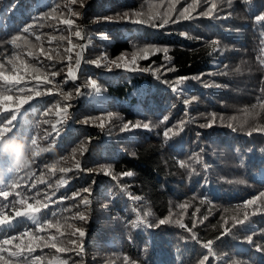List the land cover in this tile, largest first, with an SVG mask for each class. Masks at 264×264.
<instances>
[{
	"label": "trees",
	"instance_id": "trees-1",
	"mask_svg": "<svg viewBox=\"0 0 264 264\" xmlns=\"http://www.w3.org/2000/svg\"><path fill=\"white\" fill-rule=\"evenodd\" d=\"M67 2L0 0V41L23 34L36 45L32 50L41 61L27 55L28 49L5 44L0 51L5 74L13 67L6 59L13 51L41 71L58 72L50 85L37 86L29 74L20 85L6 86L10 90L5 95L14 99L8 101V111L0 110V121L6 123L13 113L17 119L13 133L3 139L12 135L17 139L0 143V187L10 193L7 199L0 196V211L14 216V210L21 207L14 201L26 197L33 203L35 197L43 203L45 194L55 192V202L38 215L54 224L59 221L64 233L60 236L54 228L37 233L27 217H15L11 227H0V240L19 237L26 229L29 235L44 236L45 243L50 235H56L63 241L59 246L67 251L57 253L36 241L38 246L31 255L42 257L43 264L53 258V264H125V257L127 264H200L208 255L203 245L209 240L215 255H209L204 264H264V197L255 206L245 207L246 201L264 192V133L247 134L251 127L264 125V24L255 21L264 14V0H201L192 19L163 28L132 23L123 16L127 13L137 19L134 13L145 17L163 13L169 0H85L83 8L73 5L81 13L76 24L83 29L84 39L72 36V41L86 45L75 80L67 75V40L59 43L62 56L56 59L62 62L54 68H49L53 62L40 55L41 47L57 48L56 40L49 43L50 36L69 35L63 24L46 15L59 5L56 15L61 18V13H67ZM213 2L217 7L212 16L200 15ZM188 3L191 0H179L173 19ZM29 25H34L31 35L23 33ZM36 35L41 36L40 41ZM150 45L167 47L170 60L163 52L150 53L135 61L136 69L167 65L175 71L125 68V63L131 67L134 53ZM105 54L108 60L96 66L93 61ZM121 56L124 61L119 60ZM177 77H188L183 94L174 93L165 83ZM89 80L96 82L98 91L90 87ZM19 87L25 91H18ZM46 88H53V93L36 95ZM77 89L84 94L76 95ZM61 92L71 93V99L65 100ZM28 94L32 99L18 107L19 98ZM192 97L195 99L186 107L184 101ZM64 105H70L66 117L57 114V107ZM213 114L215 124L202 127ZM101 120L103 128L99 127ZM129 122L149 123L150 129L121 131ZM168 128L172 132L166 139ZM33 138L35 146L31 145ZM13 142L30 148L29 168L11 171L14 156L6 151V145ZM82 147L86 149L83 155ZM34 150L39 155L32 156ZM77 160L79 170L74 167ZM181 162L189 167H181ZM52 164L72 170L53 175L46 167ZM127 172L133 175H124ZM41 176L45 183L38 182ZM62 176L68 183L57 187ZM76 192L80 195L75 199L61 200ZM82 197L88 198L87 205ZM181 204L186 207L180 208ZM245 213L249 219L232 227ZM81 214L85 220L79 219ZM138 218L146 223L137 226ZM160 219L169 222L160 225ZM194 221L196 227L192 228ZM180 223L192 228L197 238ZM75 229H82L84 237L72 235ZM73 240L75 244L70 242ZM28 241L29 236H24L4 247L13 251ZM4 257L8 259L7 251ZM11 264L25 262L13 257Z\"/></svg>",
	"mask_w": 264,
	"mask_h": 264
},
{
	"label": "snow or ice",
	"instance_id": "snow-or-ice-1",
	"mask_svg": "<svg viewBox=\"0 0 264 264\" xmlns=\"http://www.w3.org/2000/svg\"><path fill=\"white\" fill-rule=\"evenodd\" d=\"M201 0H191V3H188L184 8L179 10L178 14L175 15V19H173V14L176 13V4L179 3V0H169L168 7L167 9L161 13L159 11L153 12L146 17L144 16L143 13H134L133 15L136 17H139L137 19H132L127 13L124 14L123 18L130 20L132 23L136 24H150L153 27H160L163 28L164 26L168 25L169 23H179L181 20H189L193 18L192 13L195 11V9L199 6ZM206 3L209 2V0H205ZM231 0H229V3ZM246 3H251V0H245ZM73 5H79L80 8L85 7V0H68V2L64 5V7L67 9V13H61L60 17L58 18L56 13L57 9L60 7L57 5L54 7L51 12L47 13V17L53 19V20H58V23L63 24L68 31L69 35L65 37L64 35H61L59 37L56 36H50L49 37V43H51L53 40H56L58 42V46L55 49L52 50H45L42 47L40 48V55L43 56L45 59L48 61H51L49 65V68H54L56 63L62 62V60L56 59V57H61L62 54L59 49V43L63 42L64 40H67L68 46L64 49V55L66 56V60L68 62V72L67 75L70 79L75 80L77 78V72L79 70L81 61L83 59V52L86 48V45L84 44H74L72 41V36H75L76 38L83 40L84 39V32L83 29L76 24V19H79L81 16V13L79 11L74 10ZM217 5L216 3H210V6L207 10L204 12L200 13V15L203 16H212L213 11L216 9ZM108 19V18H104ZM159 21V24L154 23V21ZM255 21L258 24H264V14H260L255 17ZM34 25H29L23 28V33H28L29 35L32 34V28ZM75 29V30H74ZM59 29H57L58 31ZM74 30V31H73ZM182 35H187L186 33H182ZM35 39L37 41H40L41 36L36 35ZM10 45L12 49H28L29 51L27 52V55L31 56L34 60L37 61V63H41L40 57L37 56L36 52L33 51L32 49L36 48V45H33L31 41L27 39L26 36L23 34H18V35H13L11 36L10 39L0 41V51L4 50V45ZM167 47L164 48H159L154 45L146 46L138 51V53H134L132 57V62H131V67L127 63H125V68L127 70H143V71H157L159 72L161 68L163 69L164 72L168 71H175L174 67H169L167 65H162L161 68L157 69H136L135 67V61L138 58H146L150 53H155V52H163L165 54V57L170 60V57H167ZM52 52H55V56L52 55ZM73 54H75V64L73 66L72 61H73ZM7 62L13 67L9 69L10 74H5L4 71V63L0 61V82H3L2 89H0V110L3 111H8V101L13 100L14 98L8 95H5L6 91H9L6 86L7 85H12V86H18L21 84V82L24 80L25 76L31 75L32 78L37 82V86L43 84V85H50L53 84L54 78L58 75L57 71H41L39 67H37L35 64H32L26 60H22L20 58V55L17 51H13L11 56L6 57ZM108 57L107 55H102L101 58L97 61H93V63L96 64V66H101L102 61H107ZM120 61H124L125 57L121 56L119 58ZM110 64L114 65L115 67L119 68L121 64L118 61H110ZM104 67H108V64H103ZM188 77H177L174 82L170 81H165V83L170 84L171 90L174 93L177 94H183L185 93V87H184V81H186ZM89 85L92 89L94 90H99V87L97 86L96 82L94 80H89ZM20 92H24L25 88L19 87L17 89ZM53 93V88H46L44 93H41L40 91H36V95L39 96L41 94H52ZM63 95L65 100L71 99V93H60ZM84 93L80 90L77 89L76 95H83ZM32 99L31 94L25 95L21 98H19V106H22L24 104H27L29 100ZM195 99V97H192L190 99H186L184 101L186 107L191 104V102ZM70 105H64L63 107L58 106L57 107V114L63 117H66L68 114V109ZM17 119V116L15 113L12 114L11 119L7 120V122L0 121V143H4L5 141H10V140H16L17 138L12 135L9 136L7 140H4L3 138L8 134V133H13V121ZM167 120V117H164V121ZM87 123V121H85ZM163 122V121H162ZM216 122V117L215 114L212 115V119L208 122L206 125H202V127H212ZM183 123V122H181ZM229 127L232 128L233 131H236L237 129L233 127L232 124L228 125ZM99 127L103 128L104 127V121L101 120ZM143 128L145 130L150 129V124L149 123H136V124H131V122L124 124L123 128L121 131H129L131 129L135 128ZM243 127V125H242ZM53 129L55 130V125H53ZM183 129L181 128V131ZM172 132L171 128H168L164 131V136L166 139L170 138L169 133ZM254 132H259V133H264V125H256L254 127H251L250 130L247 132L249 136H251ZM175 134V133H174ZM31 145L35 146L37 145V140L35 138L31 139ZM80 154L83 155L86 149L83 147L79 150ZM76 150H73V153L75 154ZM39 155L38 151H32V156H37ZM59 163V162H57ZM46 167L49 169L50 174H55L56 171H59L63 174H67L69 171H71V168L67 167H61L57 168L56 164L52 165H46ZM75 169L79 170L81 169V163L79 160L75 161L74 165ZM181 167H189V165L185 162H181ZM105 174H109L108 170H105ZM126 176H132V172H127L124 173ZM115 179V177H113ZM39 183H45L46 181L44 180L43 176L38 181ZM68 181L62 176L58 181H57V187L66 185ZM15 187H18V184L14 185ZM35 187V185H33ZM84 192H89L88 188L83 189ZM55 192H52L51 195L45 194L44 200L46 202H41V200L36 199L33 197V203H28L26 197H21L19 200L14 201V204H19L21 205L20 208H17L14 210V216H10L5 214L3 211H0V227L4 225H8L9 227L12 226V220L15 217H27L33 224L36 225V232L37 233H42L45 232L46 229H55L57 233L60 234V236H63L64 233L61 231V225L60 222L57 221L55 224L51 219H48L47 217H44L43 219L41 218L40 214L42 208H48L50 203H54L55 201L52 200V197L55 196ZM10 195L9 191L3 190L2 187H0V196L4 197L5 199L8 198ZM19 196L20 194L17 193ZM37 196L40 195L39 192L36 193ZM80 193L76 192L73 193L71 197H61V200L65 199H75L77 196H79ZM264 197V192H261L258 197H254L253 199H250L245 202V207L249 205H256L257 200L260 198ZM132 199L138 200L140 199L139 197H133ZM82 201L85 205L89 203L87 197H82ZM203 202V201H202ZM180 208H185V204L179 205ZM255 214V210L254 213ZM56 214L53 213V216ZM147 215H151L149 212ZM80 220H85L86 217L81 214L79 215ZM204 219H207V217H204ZM249 219L247 213H245L244 217L242 220H238L235 223H233L232 227L236 226V223H239L243 225L245 221ZM169 221L167 219H160L159 224L163 225L165 223H168ZM146 223L145 220L138 218L137 220V226L139 224ZM179 223V221H178ZM202 223V221H201ZM152 226V225H148ZM180 226L182 228H185L187 231L192 232V228L196 227V222L194 221L192 224V228H188L187 225L180 223ZM66 227H71L70 225H66ZM226 231L230 232L231 229H227ZM78 233L79 237H84L85 233L82 229H75L72 232V235H76ZM24 236H29V241L25 243L23 246L21 245H16L15 250L13 251H8L5 249L4 245H9L13 240L19 239ZM192 238L196 239V234L192 232ZM247 240L249 243L252 242V237L248 236ZM39 241L44 244V247H49L54 249L57 253H61L64 251H67V249L60 247L59 245L63 243L62 240L58 239L56 235H50L47 239V242L45 243V237L40 236V235H29V230H25L24 232L20 233L19 237L16 236H11L6 239L0 240V264H11V260L13 257L22 260L25 262V264H43L42 262V257L40 256H33L31 253L35 252L36 247L38 246L35 242ZM72 244H75L76 242L70 241ZM212 244L213 242L209 240L208 242L204 243L203 247L208 249V255L204 256L203 259L200 261V264H204L205 261L208 260L209 255H215V253L212 250ZM258 251L262 250L260 248H257ZM7 251L8 253V259H5L4 253ZM82 251V249H81ZM27 253V255H25ZM54 258L49 260V264H53ZM128 258L125 257V264H127ZM56 264H64L63 261H57ZM134 264V262H133Z\"/></svg>",
	"mask_w": 264,
	"mask_h": 264
},
{
	"label": "clouds",
	"instance_id": "clouds-1",
	"mask_svg": "<svg viewBox=\"0 0 264 264\" xmlns=\"http://www.w3.org/2000/svg\"><path fill=\"white\" fill-rule=\"evenodd\" d=\"M6 151H9L14 156L13 168L11 171H20L30 167L31 160L29 147H26L21 142H13L6 145Z\"/></svg>",
	"mask_w": 264,
	"mask_h": 264
},
{
	"label": "water",
	"instance_id": "water-1",
	"mask_svg": "<svg viewBox=\"0 0 264 264\" xmlns=\"http://www.w3.org/2000/svg\"><path fill=\"white\" fill-rule=\"evenodd\" d=\"M85 51V50H84ZM84 53V52H83Z\"/></svg>",
	"mask_w": 264,
	"mask_h": 264
}]
</instances>
